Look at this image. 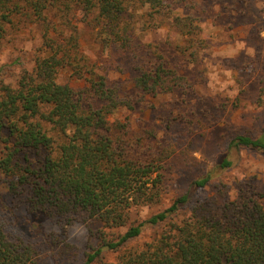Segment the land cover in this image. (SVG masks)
<instances>
[{
  "label": "trees",
  "instance_id": "obj_1",
  "mask_svg": "<svg viewBox=\"0 0 264 264\" xmlns=\"http://www.w3.org/2000/svg\"><path fill=\"white\" fill-rule=\"evenodd\" d=\"M211 6L209 0H0V41L21 25L41 29L44 47L33 66L16 56L15 81L0 79V171L12 194L27 193L43 241H49L45 219L63 225L91 219L109 230L103 228L84 264H264V188L240 186L234 199L196 196L222 178L243 149L264 155V127L232 135L224 155L169 206L132 218L160 203L162 163L172 153L133 134L129 120L113 117L147 104L148 95L187 90L188 66L208 46L201 32ZM80 22L104 51L127 57L130 91L91 62L79 41ZM164 26L189 45L171 36L146 38ZM67 73L70 81H62ZM178 114L168 124L185 116ZM9 224L0 215V264H41L18 218L11 221L18 234ZM149 231L151 239L140 245Z\"/></svg>",
  "mask_w": 264,
  "mask_h": 264
},
{
  "label": "rangeland",
  "instance_id": "obj_2",
  "mask_svg": "<svg viewBox=\"0 0 264 264\" xmlns=\"http://www.w3.org/2000/svg\"><path fill=\"white\" fill-rule=\"evenodd\" d=\"M210 3L201 32L208 46L200 48L197 63L188 66L185 74L191 83L187 90L148 95L147 104H139L135 110H123L113 117L123 122L129 120L133 134L145 135L157 148L164 147L172 153L162 163L164 181L160 203L134 211L132 218H144L169 206L193 179L224 155L232 135L259 134L264 127V0H209ZM78 26L79 41L91 62L100 72H108L111 81L119 83L124 91H130L132 74L127 57L117 51H104L89 27L81 22ZM40 30L33 23L21 25L11 28L0 41V79L15 81L21 71L19 66L12 65L16 56L27 67L33 66L44 47ZM146 34L148 39L165 41L171 36L189 45L168 26ZM61 80L70 81V74ZM180 112L185 116L168 124L169 118L180 116ZM31 157L36 160L37 154L31 153ZM240 186L250 190L264 188L263 154L243 149L234 166L210 186L197 190L196 196L201 201L220 195L234 199ZM0 215L10 223L14 234L18 233L11 221L18 218V230L36 246L41 264H84L86 253L106 232L96 220L81 219L63 225L50 218L43 222L49 241H43L35 234L33 225L38 223V215L31 213L27 193L12 194L1 171ZM151 236L147 232L139 244ZM116 256L110 254L107 259L115 260Z\"/></svg>",
  "mask_w": 264,
  "mask_h": 264
}]
</instances>
